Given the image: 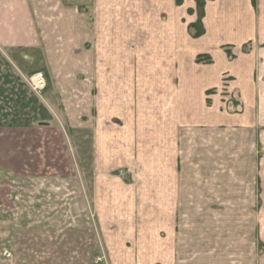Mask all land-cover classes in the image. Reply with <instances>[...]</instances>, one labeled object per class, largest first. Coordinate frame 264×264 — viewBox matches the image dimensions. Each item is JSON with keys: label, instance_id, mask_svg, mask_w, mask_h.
<instances>
[{"label": "crops", "instance_id": "obj_1", "mask_svg": "<svg viewBox=\"0 0 264 264\" xmlns=\"http://www.w3.org/2000/svg\"><path fill=\"white\" fill-rule=\"evenodd\" d=\"M179 5L168 0L166 15L145 17L142 36L148 43L143 41L141 50L158 54V61L140 65L133 60L138 22L133 0H0V133L31 127L33 121L22 123V118L39 114L36 96L22 97L29 94L28 75L22 71L27 63L34 62L26 71L30 74L56 73L51 83L84 85L100 117L106 106L110 118L126 117L122 127L111 122L107 130L100 124V149L107 131H124L127 153L139 146V133L146 134L157 152L143 160L157 172L147 173L151 187L95 192L103 262L263 264L261 254L253 256L256 260L246 257L245 221L237 223L233 236L220 222L215 226L213 201L208 200L212 191L176 187L180 175L171 165L178 163L185 139L183 122L212 121L215 104L221 120L249 133L248 141H257L264 153V0H206L204 34L191 38L185 33V39ZM199 53L209 54L211 61H196ZM89 54L95 57L90 63ZM102 54L108 57L96 72V55L101 60ZM232 105L236 110L229 112ZM109 142L110 150L124 146L118 135ZM2 143L0 138V148ZM125 159L127 165L136 161L130 154ZM262 211L261 204L258 213ZM257 228L264 245V222Z\"/></svg>", "mask_w": 264, "mask_h": 264}, {"label": "rangeland", "instance_id": "obj_2", "mask_svg": "<svg viewBox=\"0 0 264 264\" xmlns=\"http://www.w3.org/2000/svg\"><path fill=\"white\" fill-rule=\"evenodd\" d=\"M133 1V15L138 21L133 60L140 65L149 59L158 61V54H144L141 50L143 41L148 43L142 36V28L146 16L152 20L159 13L166 15L168 0H149L148 4ZM203 1V9L199 10L196 0H176L180 4L177 9L181 10L183 39L185 33L197 38L193 37L189 25L199 24V18L205 30L206 0ZM102 56L99 60L96 55V63L100 61L96 72L102 70L107 60L106 54ZM93 60L94 54H89L87 61ZM30 66H23L25 76L30 75L26 72ZM43 72L46 87L41 96L29 86L26 91L29 94L22 96L29 98L31 93L37 98L39 114L22 118V123L32 120V126L16 131L5 128L0 133L3 142L0 148V264H111V261L96 262L103 246L93 209L95 192L99 194L97 190H103L104 194L107 188L151 187V181H146L151 176L147 175L157 172L148 169L143 160L156 151V146L150 147L152 143L146 134L139 133V146L134 153L133 150L127 153L124 131L120 134L104 131L103 136L107 137L100 149L96 142L100 124L107 130L111 122L122 127L126 117L110 118L108 106L103 108L105 115L100 117L93 95L84 93V85L51 83L56 73ZM82 76L92 78L93 75L82 73ZM228 110L233 112L236 108L232 105ZM221 117L215 104L212 121L208 118L206 124L205 121L189 122L186 118L187 122L182 124L185 139L180 146L178 163L174 162L171 168L180 175L175 181L176 187L179 184L183 190L212 191L214 196L208 200L213 201L215 226L220 222L233 236L237 223L245 221L246 257L256 260L259 254L264 256L257 228L259 221L264 222L263 147L255 140L249 142V133L239 132ZM199 127H208V131L202 132ZM111 135L121 136L124 148L110 150ZM126 154L136 158L133 165L125 164ZM107 161V165H101ZM115 163L117 166L112 165ZM261 204L263 211L258 213ZM202 216L201 219L205 215ZM251 247L256 248L257 254L251 253Z\"/></svg>", "mask_w": 264, "mask_h": 264}, {"label": "built area", "instance_id": "obj_3", "mask_svg": "<svg viewBox=\"0 0 264 264\" xmlns=\"http://www.w3.org/2000/svg\"><path fill=\"white\" fill-rule=\"evenodd\" d=\"M26 81L31 89L37 93H40L46 87V77L42 71H35L27 76ZM105 259L104 255H99L96 258V262H101Z\"/></svg>", "mask_w": 264, "mask_h": 264}, {"label": "trees", "instance_id": "obj_4", "mask_svg": "<svg viewBox=\"0 0 264 264\" xmlns=\"http://www.w3.org/2000/svg\"><path fill=\"white\" fill-rule=\"evenodd\" d=\"M196 2H197V6H198L199 10H200V8L203 9L204 1L203 0H196ZM203 13H201V16L199 14V16L202 17ZM198 22L200 25L198 23H192L189 25V29H190L193 37H199L200 35H202L205 32L204 27L201 25L202 23H201L200 18H199ZM197 61L198 62H209V61H211V57L209 55L207 56L204 54H199L197 56Z\"/></svg>", "mask_w": 264, "mask_h": 264}]
</instances>
